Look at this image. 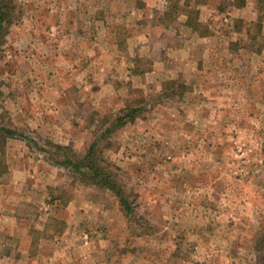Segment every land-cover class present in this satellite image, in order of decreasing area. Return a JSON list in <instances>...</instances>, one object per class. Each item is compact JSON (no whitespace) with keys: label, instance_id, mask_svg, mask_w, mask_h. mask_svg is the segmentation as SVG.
<instances>
[{"label":"rangeland","instance_id":"374dc122","mask_svg":"<svg viewBox=\"0 0 264 264\" xmlns=\"http://www.w3.org/2000/svg\"><path fill=\"white\" fill-rule=\"evenodd\" d=\"M16 3L0 126L28 140L0 135V264H264V8L187 0L216 32L203 44L184 0ZM168 79L190 90L158 100ZM142 96V117L98 144L136 195L131 222L47 152L84 154Z\"/></svg>","mask_w":264,"mask_h":264},{"label":"trees","instance_id":"16d2710c","mask_svg":"<svg viewBox=\"0 0 264 264\" xmlns=\"http://www.w3.org/2000/svg\"><path fill=\"white\" fill-rule=\"evenodd\" d=\"M180 1V0H177ZM255 5L259 9L264 8V0H253ZM184 0L183 11L187 15V19L184 25L191 29V31L197 34L199 37L210 36V32L207 27H204L198 19V10L189 7V3ZM247 0H229V5L233 9H242L246 6ZM203 3H195V5ZM17 8L16 0H0V53L2 45L5 43V38L8 35L10 27L14 24L16 15L15 11ZM179 7L177 5L170 6L163 16H167L177 13ZM250 25V23H248ZM259 28L261 27L258 25ZM236 33H240L243 28L242 21H236L234 25ZM249 31L247 30V34ZM259 52V51H258ZM257 52V53H258ZM133 74L140 75L144 71H139L138 68L132 69ZM187 85L179 82L176 79H168L162 82L161 92L158 94V100H168L175 98H182L183 95L189 91ZM149 102L144 96L135 99L125 104L118 114L110 121L109 127L104 131V133L96 140H94L87 148L84 154H76L71 147L61 146V145H51L54 149L52 152H47L49 160L57 166L63 167L70 171V173L78 179L81 183L94 185L99 189L111 193L118 201L125 216L132 222L134 219L135 209H136V195L131 192H126L125 185L120 181L119 177L108 169V165L105 166L103 160L99 157V141H101L105 135L110 134L113 130H119L128 124L134 123L137 119L141 118L145 113V105ZM1 139L5 141L7 138L20 137L24 140H28L17 130L8 128L5 126H0ZM45 152V151H44ZM261 238L259 240V245L261 251L264 252V230L260 232Z\"/></svg>","mask_w":264,"mask_h":264},{"label":"crops","instance_id":"0c3cea01","mask_svg":"<svg viewBox=\"0 0 264 264\" xmlns=\"http://www.w3.org/2000/svg\"><path fill=\"white\" fill-rule=\"evenodd\" d=\"M207 7V5L206 4H201L200 6H199V9L200 8H206ZM242 11V10H241ZM233 14L235 13V12H232ZM238 13H239V11H238ZM208 14V13H207ZM177 22H179V20L177 21ZM184 20L183 21H180V23H183L184 24ZM199 22L201 23L202 22V19H199ZM208 25V30H211V35L210 36H208V37H199V36H197V35H195L194 33H192L193 34V36H194V41H196V42H200V43H203V44H207V43H209V41L213 38V37H215L214 36V33H216V32H214L213 33V30L210 28V25L209 24H207ZM184 27V26H183ZM180 49V48H179ZM178 51V50H177ZM196 69H195V72L197 71V69H198V64H196Z\"/></svg>","mask_w":264,"mask_h":264}]
</instances>
